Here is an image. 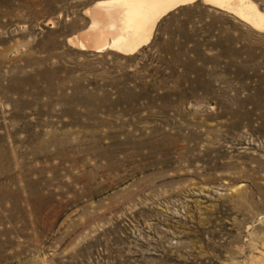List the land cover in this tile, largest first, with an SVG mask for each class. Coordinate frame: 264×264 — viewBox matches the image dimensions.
<instances>
[{"label":"rangeland","instance_id":"1","mask_svg":"<svg viewBox=\"0 0 264 264\" xmlns=\"http://www.w3.org/2000/svg\"><path fill=\"white\" fill-rule=\"evenodd\" d=\"M96 1L0 0V264H264V30L196 1L82 50Z\"/></svg>","mask_w":264,"mask_h":264},{"label":"bare ground","instance_id":"2","mask_svg":"<svg viewBox=\"0 0 264 264\" xmlns=\"http://www.w3.org/2000/svg\"><path fill=\"white\" fill-rule=\"evenodd\" d=\"M196 1L229 12L257 31L264 30V12L253 0H97L85 11L90 15L91 25L71 42L82 50L111 49L125 55L132 54L150 42L162 17ZM185 141L188 140L177 141L175 151L190 152L192 147ZM150 148L160 150L157 144H152Z\"/></svg>","mask_w":264,"mask_h":264}]
</instances>
